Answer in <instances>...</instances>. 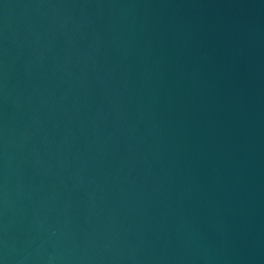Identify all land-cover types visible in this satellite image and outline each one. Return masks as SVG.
Instances as JSON below:
<instances>
[{"label": "water", "instance_id": "obj_1", "mask_svg": "<svg viewBox=\"0 0 264 264\" xmlns=\"http://www.w3.org/2000/svg\"><path fill=\"white\" fill-rule=\"evenodd\" d=\"M0 264H264V0H0Z\"/></svg>", "mask_w": 264, "mask_h": 264}]
</instances>
